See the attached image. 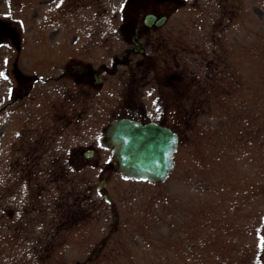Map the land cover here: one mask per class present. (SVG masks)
<instances>
[{
    "label": "rangeland",
    "instance_id": "obj_1",
    "mask_svg": "<svg viewBox=\"0 0 264 264\" xmlns=\"http://www.w3.org/2000/svg\"><path fill=\"white\" fill-rule=\"evenodd\" d=\"M0 73V264H264V0H0ZM120 116L178 132L166 179Z\"/></svg>",
    "mask_w": 264,
    "mask_h": 264
},
{
    "label": "water",
    "instance_id": "obj_2",
    "mask_svg": "<svg viewBox=\"0 0 264 264\" xmlns=\"http://www.w3.org/2000/svg\"><path fill=\"white\" fill-rule=\"evenodd\" d=\"M166 15L157 16L146 13L143 22L146 25H160ZM135 34L133 40L135 41ZM137 49L142 50L138 44ZM96 75V73H95ZM101 77H96V82ZM103 146L111 147V163L113 168L129 177L151 181L164 180L170 173L174 163V153L177 149L178 136L171 128L155 121L140 122L129 117L112 119L100 137ZM92 149L84 151L85 156L92 155ZM105 186L102 178L98 188ZM109 199L107 194H104Z\"/></svg>",
    "mask_w": 264,
    "mask_h": 264
},
{
    "label": "snow or ice",
    "instance_id": "obj_3",
    "mask_svg": "<svg viewBox=\"0 0 264 264\" xmlns=\"http://www.w3.org/2000/svg\"><path fill=\"white\" fill-rule=\"evenodd\" d=\"M4 74L3 73H0V76H3ZM6 78V77H5ZM261 246L264 247V240H262L261 242Z\"/></svg>",
    "mask_w": 264,
    "mask_h": 264
},
{
    "label": "flooded vegetation",
    "instance_id": "obj_4",
    "mask_svg": "<svg viewBox=\"0 0 264 264\" xmlns=\"http://www.w3.org/2000/svg\"><path fill=\"white\" fill-rule=\"evenodd\" d=\"M135 30H137V27H136V29ZM132 49H133V46H132Z\"/></svg>",
    "mask_w": 264,
    "mask_h": 264
}]
</instances>
